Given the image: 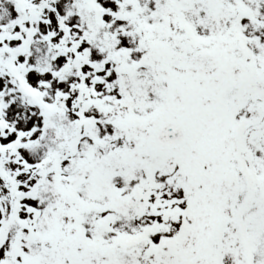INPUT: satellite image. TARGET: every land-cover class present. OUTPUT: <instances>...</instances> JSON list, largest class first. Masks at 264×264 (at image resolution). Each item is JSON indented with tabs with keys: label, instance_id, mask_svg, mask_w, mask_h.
<instances>
[{
	"label": "snow or ice",
	"instance_id": "1",
	"mask_svg": "<svg viewBox=\"0 0 264 264\" xmlns=\"http://www.w3.org/2000/svg\"><path fill=\"white\" fill-rule=\"evenodd\" d=\"M0 264H264V0H0Z\"/></svg>",
	"mask_w": 264,
	"mask_h": 264
}]
</instances>
